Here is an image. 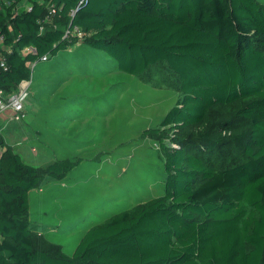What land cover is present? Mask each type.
<instances>
[{
  "label": "trees",
  "instance_id": "obj_1",
  "mask_svg": "<svg viewBox=\"0 0 264 264\" xmlns=\"http://www.w3.org/2000/svg\"><path fill=\"white\" fill-rule=\"evenodd\" d=\"M79 1L53 0L50 14L48 0H0L10 48L0 90L12 94L31 78V62L75 46L64 39L73 20L81 44L181 93L142 132L160 145L166 192L91 226L69 255L32 225L30 192L81 160L29 164L0 121V264H264V3L87 0L72 19Z\"/></svg>",
  "mask_w": 264,
  "mask_h": 264
},
{
  "label": "rangeland",
  "instance_id": "obj_2",
  "mask_svg": "<svg viewBox=\"0 0 264 264\" xmlns=\"http://www.w3.org/2000/svg\"><path fill=\"white\" fill-rule=\"evenodd\" d=\"M33 78L25 116L2 131L29 164L81 160L30 192L32 225L72 255L91 226L165 194L160 145L142 132L159 126L181 93L159 76L144 82L121 71L105 51L81 43L40 60Z\"/></svg>",
  "mask_w": 264,
  "mask_h": 264
},
{
  "label": "built area",
  "instance_id": "obj_3",
  "mask_svg": "<svg viewBox=\"0 0 264 264\" xmlns=\"http://www.w3.org/2000/svg\"><path fill=\"white\" fill-rule=\"evenodd\" d=\"M44 1V0H43ZM50 5V14H55L58 10V6L55 3H52L53 0H48ZM87 0H80L79 3L73 8L70 12V15L73 19L76 12L80 8V6L85 3ZM62 7V5L60 6ZM25 8L27 10L33 9V4L26 3ZM5 33L0 31V65L4 69H8L6 63V57L4 55V50L10 49L5 42ZM84 37V32L81 27L77 24L73 23V20L70 21L69 25L66 27L64 32V39H68L69 41L72 39H78L76 44H79ZM75 44V45H76ZM36 53L35 48L26 47L23 49L24 54L28 53ZM49 55L46 54L41 57V60H47ZM40 61V60H39ZM39 61H34L30 63V67L32 69V76L29 80L25 82V84L19 87L15 92L10 95H6L3 90H0V121L5 122L12 119H20L25 116V101L29 95V90L33 81V70L35 69L37 63ZM1 151V150H0Z\"/></svg>",
  "mask_w": 264,
  "mask_h": 264
},
{
  "label": "crops",
  "instance_id": "obj_4",
  "mask_svg": "<svg viewBox=\"0 0 264 264\" xmlns=\"http://www.w3.org/2000/svg\"><path fill=\"white\" fill-rule=\"evenodd\" d=\"M8 141V140H7ZM9 143V142H8Z\"/></svg>",
  "mask_w": 264,
  "mask_h": 264
}]
</instances>
